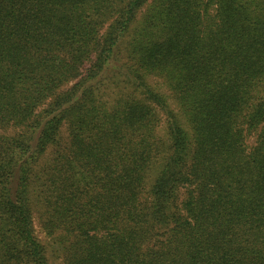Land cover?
I'll list each match as a JSON object with an SVG mask.
<instances>
[{"label":"trees","instance_id":"obj_1","mask_svg":"<svg viewBox=\"0 0 264 264\" xmlns=\"http://www.w3.org/2000/svg\"><path fill=\"white\" fill-rule=\"evenodd\" d=\"M36 224L60 264H264V0H0V264H50Z\"/></svg>","mask_w":264,"mask_h":264},{"label":"rangeland","instance_id":"obj_2","mask_svg":"<svg viewBox=\"0 0 264 264\" xmlns=\"http://www.w3.org/2000/svg\"><path fill=\"white\" fill-rule=\"evenodd\" d=\"M150 83L154 86H158L159 81L157 79L152 78L150 80ZM249 141L252 142L254 141V136H250ZM35 230H36V234L38 235V237L40 238V240L47 245V253L49 255V263L50 264H60L59 263V258L57 257V254H54V249L53 246L51 245V241L45 236V234L41 231V229L39 228L38 224H36L35 226Z\"/></svg>","mask_w":264,"mask_h":264}]
</instances>
